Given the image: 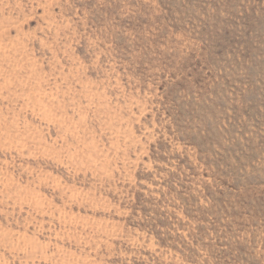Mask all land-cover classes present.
<instances>
[{
	"label": "rangeland",
	"instance_id": "374dc122",
	"mask_svg": "<svg viewBox=\"0 0 264 264\" xmlns=\"http://www.w3.org/2000/svg\"><path fill=\"white\" fill-rule=\"evenodd\" d=\"M0 264H264V0H0Z\"/></svg>",
	"mask_w": 264,
	"mask_h": 264
}]
</instances>
